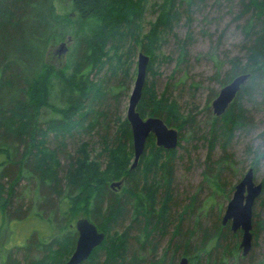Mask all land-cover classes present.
<instances>
[{
	"label": "trees",
	"instance_id": "obj_1",
	"mask_svg": "<svg viewBox=\"0 0 264 264\" xmlns=\"http://www.w3.org/2000/svg\"><path fill=\"white\" fill-rule=\"evenodd\" d=\"M54 1L0 0L3 232L10 220L33 216L50 225L52 233L47 240L33 230L25 244L3 249L2 264H49L58 252H72L78 236L72 222L80 214L106 234L83 264H177L183 256L189 264H264V253L253 251L255 242L247 255L238 252L242 232L223 225L221 215L223 200L245 169L230 150L232 141L253 128L249 108L260 97L264 104V0H238L239 17H247L242 26L246 61L228 57L225 74L217 70L210 77L222 87L250 73L223 115L210 107L217 88L210 90L205 117L199 120L195 105L183 114L167 90L159 95L154 78L146 80L137 106L141 116H158L178 127V147L189 140L208 146L203 180L189 194L176 180L184 154L158 146L153 134L139 166L131 169L132 129L120 105L135 80L140 51L150 56L147 73L156 75V61L173 60L162 53L172 34L176 60L187 63L192 32L180 39L174 29L183 15L190 21L192 8L202 0H155L151 9L157 16L147 32L141 23L149 0H73L78 21L60 15ZM69 36L66 61L55 66L53 47ZM252 166L256 173L259 165ZM229 176L238 178L234 185ZM118 180L121 184L113 187ZM253 216L258 238L264 219ZM58 226L61 234L54 236ZM166 237L167 246L158 254Z\"/></svg>",
	"mask_w": 264,
	"mask_h": 264
},
{
	"label": "rangeland",
	"instance_id": "obj_2",
	"mask_svg": "<svg viewBox=\"0 0 264 264\" xmlns=\"http://www.w3.org/2000/svg\"><path fill=\"white\" fill-rule=\"evenodd\" d=\"M154 1L155 0H149L147 10L143 15L141 23L143 32L148 31L150 22L154 21L157 16L151 9V4ZM54 2L56 10L60 15H69L72 16L74 20L78 21V12L74 8L73 0H55ZM239 9L238 0H202L197 2L192 8L190 21L187 15H183L174 29V33H176L180 39L185 38L189 31L192 32V41L189 46L190 56L187 63L179 64L176 60V39L172 34H169L167 42L162 46V53L171 55L173 60L164 61L161 64L156 61L153 69L156 75H154V73H147L146 80L152 78L156 80L157 92L159 95L167 90L170 97L177 100L183 114L186 115L189 111L193 110L195 105L197 107L195 109L198 110V119L202 120L205 117L210 90L212 88H217L219 92L221 89L219 83L215 80H211L210 77L217 70H219L221 75L225 74L230 68V63H228L227 60L228 57L239 56L242 58L243 62L246 61L244 47L246 39L242 26L245 24L247 17H239ZM66 40L57 43L53 47L50 61L55 66H61L66 61L67 51L59 52L61 43ZM69 45L70 43H68L67 46ZM137 59L138 57L136 56V63L134 66L136 70ZM220 61L221 64H218ZM194 82L198 84L197 87L193 86ZM133 84L128 95L121 100L120 110L125 116L127 115L129 96ZM213 100L214 98L210 101L211 108ZM262 100L263 99L260 97L257 105L249 108L250 115L253 118V128L249 132L237 133L230 147L237 162L245 168L244 173H246L250 167H253L248 157L247 135L253 131H264V104ZM171 127L178 129L176 126ZM183 132L185 133V131ZM187 137L189 136L187 135ZM181 144L183 148H177L179 149V153L184 154V157L177 162L176 180L183 186L184 192L187 191L189 194V192L197 190L203 180L204 162L207 156L208 146L197 143L196 141L191 142L190 140L183 141ZM185 147H187V150ZM220 153L221 150L218 147L215 150V156L217 157ZM133 161L134 157L130 160V166ZM137 166H139V163ZM103 169H105V165ZM254 175L256 183H263L264 164L259 165L257 172L255 173L254 171ZM237 179V177L229 176V184L234 185ZM200 195L201 197H205L208 195V191L203 190ZM232 195L233 193H231L227 199L223 200L222 206H224V210L229 200H231ZM254 212L257 213L259 219H264V184L263 191L254 205L253 213ZM221 215L223 216V212ZM82 217L87 216H85V214H80L73 220L72 224L74 229H76L77 220ZM5 224L7 227V223H5L0 212V241H3V248L0 244V264L4 261L3 249L6 250L13 246L15 247V245L25 244L27 242V237H29L33 230H38V234L45 233L47 240L51 238L52 233L50 232V225L39 220L38 217L32 216L26 219H12L10 220L7 231L3 232V230L5 231ZM61 230L60 226H58L54 236H59ZM254 242L256 245L253 247V251L255 254L261 256L264 253V232H259L258 238L253 236L252 246ZM167 243L168 239L166 237V239L161 242V245L158 246V254L162 253ZM75 246L72 252H70L69 249L58 252V256L51 259L49 264H58L63 260L66 262L73 253ZM242 251V248L238 246V252L241 254Z\"/></svg>",
	"mask_w": 264,
	"mask_h": 264
},
{
	"label": "water",
	"instance_id": "obj_3",
	"mask_svg": "<svg viewBox=\"0 0 264 264\" xmlns=\"http://www.w3.org/2000/svg\"><path fill=\"white\" fill-rule=\"evenodd\" d=\"M72 40L69 36L61 43L59 52L68 50V43ZM150 56L143 51L138 53L137 72L134 84L129 96L127 108V120L132 129V140L134 149V161L131 169H134L143 155L148 137L153 134L158 146L165 149H174L179 144V130L169 126L161 117L149 116L143 118L137 110L142 98ZM264 69V67H263ZM250 73H241L234 77L229 83L221 87L218 95L212 101V111L215 115H223L232 101L237 96L242 85L248 80ZM121 181L112 183L119 186ZM263 191V183H256L254 169L250 167L242 179L236 184L231 200L229 201L224 215L223 223L231 221L232 230H242L240 247L243 255H247L252 248L253 240V208L256 199ZM78 237L76 246L70 258L63 264H82L89 259L96 247L105 239V232L99 230L94 222L87 217L79 218L76 222ZM177 264H189V259L183 256Z\"/></svg>",
	"mask_w": 264,
	"mask_h": 264
},
{
	"label": "clouds",
	"instance_id": "obj_4",
	"mask_svg": "<svg viewBox=\"0 0 264 264\" xmlns=\"http://www.w3.org/2000/svg\"><path fill=\"white\" fill-rule=\"evenodd\" d=\"M254 72V67L249 68ZM248 157L250 162L255 165L264 164V131H253L247 135Z\"/></svg>",
	"mask_w": 264,
	"mask_h": 264
},
{
	"label": "flooded vegetation",
	"instance_id": "obj_5",
	"mask_svg": "<svg viewBox=\"0 0 264 264\" xmlns=\"http://www.w3.org/2000/svg\"><path fill=\"white\" fill-rule=\"evenodd\" d=\"M179 134H180V133H179ZM244 174H245V173H244ZM243 176H244V175H243ZM243 176H242V177H243ZM242 177H241V179H242ZM241 179H240V180H241ZM240 180H239V181H240ZM239 181H238V182H239ZM238 182H237V183H238ZM237 183H236V184H237ZM236 184H235V186H236ZM234 190H235V188H234ZM234 190H233V193H234ZM232 196H233V195H232ZM231 198H232V197H231ZM229 201H230V200H229ZM256 201H257V199H256ZM256 201H255V203H256ZM254 205H255V204H254ZM225 209H226V208H225ZM224 212H225V210L223 211V215H224ZM222 224H223V225L230 224V226H231V221H228L226 224H224V223H223V216H222ZM76 230H77V229H76ZM238 230L240 231L241 229H238ZM241 232H242V230H241ZM241 235H242V234H241ZM77 237H78V236H77ZM241 237H242V236H241ZM240 242H241V241H240ZM239 246H240V244H239ZM177 263H178V262H177ZM82 264H83V263H82Z\"/></svg>",
	"mask_w": 264,
	"mask_h": 264
},
{
	"label": "bare ground",
	"instance_id": "obj_6",
	"mask_svg": "<svg viewBox=\"0 0 264 264\" xmlns=\"http://www.w3.org/2000/svg\"><path fill=\"white\" fill-rule=\"evenodd\" d=\"M181 258H182V257H181ZM181 258H180V259H181ZM180 259H179V260H180Z\"/></svg>",
	"mask_w": 264,
	"mask_h": 264
}]
</instances>
